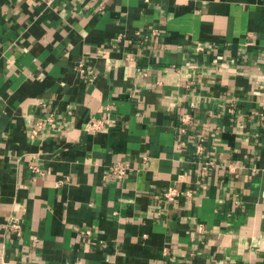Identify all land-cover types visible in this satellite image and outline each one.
Wrapping results in <instances>:
<instances>
[{"label": "crops", "instance_id": "0c3cea01", "mask_svg": "<svg viewBox=\"0 0 264 264\" xmlns=\"http://www.w3.org/2000/svg\"><path fill=\"white\" fill-rule=\"evenodd\" d=\"M2 263L264 264V0H0Z\"/></svg>", "mask_w": 264, "mask_h": 264}, {"label": "built area", "instance_id": "2783aa9c", "mask_svg": "<svg viewBox=\"0 0 264 264\" xmlns=\"http://www.w3.org/2000/svg\"><path fill=\"white\" fill-rule=\"evenodd\" d=\"M53 1V0H51ZM155 33L157 34V31H155ZM200 50H202V48H199ZM79 71L82 75L85 76H93L94 75V71L89 69L88 67H86V64L84 62L79 64ZM192 121V117L189 113H184L182 118H181V122H182V131L186 132L187 126L189 124H191ZM45 125L44 121H41L38 123V128L37 130H34L32 132V136L35 137L38 133L39 130H41L43 128V126ZM103 127V123L101 121H92L88 124L87 126V130L88 131H94L97 132L100 129H102ZM202 148L199 147L198 148V152L201 153L202 152ZM32 169L38 173L39 175H44V171L37 168V167H32ZM131 166L128 163H124V162H117L113 165H111L108 169V171L106 172V176L105 179L107 178H116L119 180H126L130 173H131ZM180 195L179 189L176 187H172L169 188V190L165 193V197L168 199L171 198H176ZM10 229L13 233H15L16 235L20 236L21 235V231H22V224L19 220L14 219L10 222ZM87 236L91 235L90 231H87L85 233ZM4 264V263H2Z\"/></svg>", "mask_w": 264, "mask_h": 264}]
</instances>
